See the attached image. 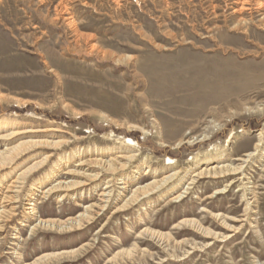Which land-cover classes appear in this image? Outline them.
I'll list each match as a JSON object with an SVG mask.
<instances>
[{"label": "rangeland", "instance_id": "obj_1", "mask_svg": "<svg viewBox=\"0 0 264 264\" xmlns=\"http://www.w3.org/2000/svg\"><path fill=\"white\" fill-rule=\"evenodd\" d=\"M263 4L0 0V117L56 128L16 141H43L14 160L21 169L47 157L25 177L15 215L2 224L0 264L76 249L38 264H264ZM88 146L132 155L113 176L107 208L82 228L30 232L20 222L31 183L58 156ZM212 159L208 166L241 170L194 175ZM56 170L58 179H72ZM123 173L133 179L126 196L173 177L114 212ZM83 189L72 199L40 198L36 217L62 222L100 203L99 191Z\"/></svg>", "mask_w": 264, "mask_h": 264}, {"label": "bare ground", "instance_id": "obj_2", "mask_svg": "<svg viewBox=\"0 0 264 264\" xmlns=\"http://www.w3.org/2000/svg\"><path fill=\"white\" fill-rule=\"evenodd\" d=\"M22 122L23 121L18 118H8L5 116L0 117V140L3 141L4 145V148L0 150V229L3 228L2 224L4 222L7 220L9 221L10 218L15 215L13 203L16 201V197H18V192L20 187L23 186L22 183H24L23 181L25 177L31 173L32 170L40 167L47 157L43 156L41 159L36 160L29 166L21 169L19 166L20 164L14 165V160L22 152L31 149L37 144L43 143V141L39 142L38 140V142H35V139H25L24 141L21 140L20 142L16 141L35 132H44L46 134L50 131L56 130L55 127L51 126L40 130L33 127H23ZM48 141L49 140L44 143H48ZM85 149L86 150L83 153L82 151L84 148H82L81 152L78 149V151H74L72 153L66 152L63 155L58 156V158L52 162L51 166L43 173V175L31 183L29 192L25 198L26 201L24 202V222H20L22 226L30 227V232H33L35 229L40 227L56 229L60 231H70L73 229L82 228L85 223H90L94 219L95 215H98L101 211H104L107 208V203L114 195V190L111 188L113 185V176L119 174V170L126 165L127 161H130L132 155H114L110 151L111 148L109 147L98 148L96 146H88ZM109 154L112 157H98L102 155L108 156ZM252 155L253 153L246 154L248 158ZM215 161L216 159L208 160L205 166H201L194 175L209 178L223 177L238 173L241 170V166H231L225 163H220L218 165L215 164L213 166L207 165L213 164ZM56 168L61 170L63 169L62 173L70 175V178L72 179H58ZM91 169H97L98 171L94 173L88 172V170ZM140 169L141 168L139 167H135L132 169V172L139 174ZM104 173L106 175H104L102 178L101 176ZM123 175L118 177L116 176L118 186L115 192V199H120L121 202L116 206L114 212L123 211L129 205L135 204L140 197L145 196L154 189L162 186L171 177H173L171 174L161 177L159 180H153L149 183L138 185L134 187L130 194L126 196L127 187L129 186L127 182H130L129 184H131L133 179ZM194 181L195 180L191 178L188 185ZM91 183L94 184L92 185ZM86 185H91L94 190L99 191L98 197L100 199V203L98 201L96 204L92 203L85 205L83 210L79 212L76 217L69 218L62 222H57L54 219H42L36 217L35 205L40 202V198H45L50 194H55L58 201H61L66 196L72 199L76 194L81 196L83 194L82 190H84L83 187ZM188 185L185 187V190L183 189L184 192L182 193L186 192V190L189 188ZM249 187L251 186H247V188ZM181 196L182 194L180 193L176 197L179 198ZM29 219H32L34 222L32 221V224H28ZM187 222L194 223L195 221L193 222L192 220H187ZM14 232L16 233L13 235L14 240H20L19 235H17L16 228ZM75 253H77V249L44 254L38 257L34 264L48 262L54 259L56 260V258L60 256H73ZM126 253L129 255V251H126Z\"/></svg>", "mask_w": 264, "mask_h": 264}]
</instances>
